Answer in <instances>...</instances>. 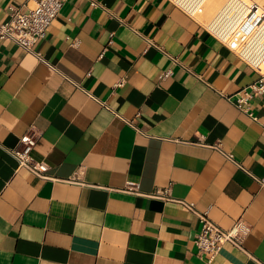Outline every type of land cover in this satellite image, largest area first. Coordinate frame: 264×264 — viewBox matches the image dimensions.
Segmentation results:
<instances>
[{"label": "crops", "instance_id": "crops-1", "mask_svg": "<svg viewBox=\"0 0 264 264\" xmlns=\"http://www.w3.org/2000/svg\"><path fill=\"white\" fill-rule=\"evenodd\" d=\"M26 1L0 0V23ZM59 11L31 50L0 39V264H264V95L247 102L256 118L227 98L259 74L204 28L213 6ZM29 131L50 178L8 152ZM201 212L246 222L241 246L200 255Z\"/></svg>", "mask_w": 264, "mask_h": 264}, {"label": "built area", "instance_id": "built-area-1", "mask_svg": "<svg viewBox=\"0 0 264 264\" xmlns=\"http://www.w3.org/2000/svg\"><path fill=\"white\" fill-rule=\"evenodd\" d=\"M205 1L170 0L192 18H195L194 15L203 13ZM62 3L63 0H27L24 4L25 11L9 5V19L0 23V39L13 41L22 49L31 50L32 46L45 36L48 26L60 12ZM213 17L214 20L210 26L204 28L259 74L255 81L238 90L232 98L227 96L238 109L256 118L251 114L247 102L252 96L264 95V6L254 4L250 0H225ZM170 71H162L159 77L165 78ZM262 127L264 128V122H262ZM20 140L15 146L8 148L9 154L17 162V167L25 168L39 178H50L46 173L47 164L31 155L36 141L34 132H27ZM214 146L220 149L219 143ZM226 156L228 159L232 158L231 154H226ZM253 177L264 185V177ZM125 188L133 191L129 184H126ZM164 193L160 191L154 195L163 197ZM176 201L195 212L193 204L189 201ZM197 215L200 228L195 236L194 244L198 253L207 255L208 260L213 258L225 242L240 247L242 237L250 229V226L240 219L230 228L223 229L210 221L206 212L197 213Z\"/></svg>", "mask_w": 264, "mask_h": 264}, {"label": "bare ground", "instance_id": "bare-ground-1", "mask_svg": "<svg viewBox=\"0 0 264 264\" xmlns=\"http://www.w3.org/2000/svg\"><path fill=\"white\" fill-rule=\"evenodd\" d=\"M250 1H251V0H250ZM224 2H225V0L222 1V4H223ZM251 2L254 3L253 1H251ZM222 4L219 6V8L222 6ZM254 4H257V3H254ZM219 8H218V9H219ZM218 9H217V10H218ZM217 10H216V11H217ZM216 11H215V12H216ZM215 12H214V13H215ZM214 13H213V14H214ZM213 20H214V17L211 16V18L208 20V22H207V24H206L205 26H206V27H209Z\"/></svg>", "mask_w": 264, "mask_h": 264}, {"label": "rangeland", "instance_id": "rangeland-1", "mask_svg": "<svg viewBox=\"0 0 264 264\" xmlns=\"http://www.w3.org/2000/svg\"><path fill=\"white\" fill-rule=\"evenodd\" d=\"M213 6V8L215 9V10H217L218 8H219V6H220V4H218V3H214V4H211V3H206L205 2V4H204V7L203 8H205L206 6Z\"/></svg>", "mask_w": 264, "mask_h": 264}]
</instances>
